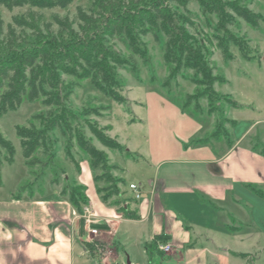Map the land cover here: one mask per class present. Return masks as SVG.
<instances>
[{
    "label": "trees",
    "instance_id": "trees-1",
    "mask_svg": "<svg viewBox=\"0 0 264 264\" xmlns=\"http://www.w3.org/2000/svg\"><path fill=\"white\" fill-rule=\"evenodd\" d=\"M73 1L0 0V7L10 11L25 6L29 8L27 13L15 18L14 24L5 26L4 20L0 18V116L16 110L24 99L30 102L42 99V104L47 109L34 116L40 120L41 127L37 129L32 124L31 127L16 128L25 164L32 167L41 162L34 155L47 147L49 132L59 130L63 136H68L69 140L74 136L79 147L89 156L92 170L101 171L94 179L97 183L104 182V186L98 187L102 199L108 202L111 197H117L114 203L124 210L126 200L121 203L119 185L125 184L126 181L123 178H114L111 171L117 168L116 165H110L106 153L87 137L85 122L68 105L70 95L74 91V83L68 82L65 76L78 80L89 79L106 97L125 105L127 97L122 92L118 69L129 68L131 73L137 74L136 57L144 62L148 58L143 37L151 35L161 46L163 59L168 66V75L163 81V86L172 90V81H176L183 70H192L193 75L189 81L196 86V91L185 95L182 109L201 115L204 113L202 101L205 100L207 113L217 117L213 132L199 142L205 143L209 139H225L229 142V132L224 123L228 122L235 127L237 121L227 117H223L225 119L221 121V109L218 106L220 102L236 109L246 106L216 90V84L227 83L228 79L216 73V67L206 58L205 45L197 40L189 29L193 22L172 6L175 2L187 8L189 0H95L94 7L89 11L79 7L75 20H70L68 16L54 15L56 30L52 28L53 22H43L42 17L34 10L66 9ZM196 1L206 15H214L218 20V29L224 34L219 42L224 60H233L234 55L230 52L232 44L247 56L246 44L240 42L229 26L234 25L240 18L258 30L264 23V15L255 12L243 3V0ZM112 41L121 42L131 56L126 57L116 50ZM91 114L84 112L82 115ZM89 128L106 147L119 151L127 150L98 125H90ZM3 150L12 156L15 148L0 130V184ZM71 160L75 162L74 158ZM29 186L30 183L21 186L16 198H20ZM252 189L264 199L263 190L257 187ZM85 191L86 186L83 184L67 185L61 194L68 198L78 212H82L83 205L88 203ZM94 226L104 227L100 224ZM82 229L84 230V221ZM166 239V235L160 234L145 243L150 259L155 254L164 256L158 249V242Z\"/></svg>",
    "mask_w": 264,
    "mask_h": 264
},
{
    "label": "rangeland",
    "instance_id": "rangeland-1",
    "mask_svg": "<svg viewBox=\"0 0 264 264\" xmlns=\"http://www.w3.org/2000/svg\"><path fill=\"white\" fill-rule=\"evenodd\" d=\"M243 3L264 15V0H243ZM94 4L95 0H74L66 9L34 10L42 17L43 22H53L52 28L56 30L54 15L68 16L70 20H75L79 7L89 11ZM172 6L178 13L184 14L193 22L189 29L195 38L205 45L206 58L216 67V73L228 79L227 83L216 84V90L246 106L243 109H236L225 102L218 104L221 109V121L225 119L223 117L238 121L235 127L228 122L224 123V127L229 132V138L231 139L232 135L234 137V133L237 136L248 131L254 147L264 150V23L257 30L238 18L234 25L229 26L230 31L239 38L240 42L246 44L247 56L251 59L232 44L230 52L234 58L226 62L219 48V42L224 34L218 29L217 18L214 15H206L196 0H189L187 8L175 2ZM28 11V6L15 8L12 11L0 7V18L7 26L10 23L14 24L16 17ZM75 27L77 28V25ZM143 40L147 46L148 58L144 62L136 57L137 74L131 73L129 68L118 69L122 92L127 97L125 105L106 97L89 79L78 80L72 76H65L68 82L74 83V91L70 95L68 105L85 122L87 137L97 148L106 153L110 165H116L117 168L111 171L114 178H123L128 183V187L131 181L142 185L148 184L154 174L151 165L153 151L158 147L159 141L165 142L166 139H171L170 133H179L187 119V116L182 115L183 99L186 94L196 91V86L189 81L193 75L192 70H183L177 80L172 81V90L165 88L163 81L168 75V66L163 59L161 46L151 35L144 36ZM112 44L124 56H131L121 42L112 41ZM202 106L203 114L206 115L208 106L205 100L202 101ZM46 109L42 99L34 102L24 99L16 110L0 116V130L15 148L12 156L2 151L3 184L0 186V198L11 193L17 194L21 186L29 183L30 186L23 192L26 196L31 193L41 194L52 188L59 189L61 192L67 185L81 184V180L86 177V172L93 176L101 173L99 170H92L90 158L79 147L76 138L72 136L69 140V137L63 136L59 130L49 132L47 147L40 149L34 155L41 162L32 167L25 164L16 128L17 126L31 127L32 124L37 129L40 128V120L35 119L34 116ZM84 112L92 114L83 116ZM189 115L194 117L192 114ZM214 117L216 121L217 117L215 115ZM90 125L101 127L107 135L117 140L127 150L119 151L103 145L92 134ZM182 132L183 129L181 134ZM178 140L183 146L189 143L187 139L178 138ZM72 158L75 160L74 163ZM97 184L100 187L104 186V182ZM119 188L121 190L123 186L119 185ZM257 188L264 191V185H259ZM259 198L254 197L253 201L246 204L244 214L249 216L246 222L238 224V231L216 235L217 247L223 248L222 250L227 249L226 253L221 252L223 257L221 264H264V199ZM121 200L123 203L126 199L122 197ZM79 213L84 218V211ZM90 234L94 237L97 235L91 231ZM211 238L202 235L198 238L194 237L193 242L211 247ZM131 247L133 248L134 245ZM110 248L111 244L108 247L98 246L96 253L100 256H109L115 252V249ZM132 251L141 261L139 251L134 249ZM235 253H246V255L238 256ZM214 262V258L209 260V264ZM111 263L116 264L114 258L111 259ZM121 264H126V261Z\"/></svg>",
    "mask_w": 264,
    "mask_h": 264
},
{
    "label": "crops",
    "instance_id": "crops-1",
    "mask_svg": "<svg viewBox=\"0 0 264 264\" xmlns=\"http://www.w3.org/2000/svg\"><path fill=\"white\" fill-rule=\"evenodd\" d=\"M182 115L187 116L182 134L170 133L171 139L159 141L152 153L154 174L148 184H121L124 210L114 203L117 197L102 199L88 172L81 178L88 197L84 206L92 211L88 221L59 189L0 198V264H112V258L116 264H209L211 258L221 264V252L227 249L217 247L215 237L236 232L238 224L246 222V204L259 198L252 188L264 185V150L254 147L248 131L234 133L229 142H199L213 132L214 115L191 110ZM178 138L189 143L183 146ZM130 184L138 186L140 198ZM91 228L98 229L96 237ZM160 234L167 236L163 242L173 250L150 259L145 243ZM202 235L212 237L211 247L193 242ZM109 244L114 253L104 257L96 253L98 246Z\"/></svg>",
    "mask_w": 264,
    "mask_h": 264
},
{
    "label": "built area",
    "instance_id": "built-area-1",
    "mask_svg": "<svg viewBox=\"0 0 264 264\" xmlns=\"http://www.w3.org/2000/svg\"><path fill=\"white\" fill-rule=\"evenodd\" d=\"M130 188L135 191L136 197L140 198L141 193L139 191V188L136 184H130ZM84 211V217H86V220L88 221L89 216L92 214L91 209L88 206L83 207ZM90 231L93 234H98V229L97 228H91ZM158 249L161 250L164 253H170L173 250V247L170 243L168 242H158Z\"/></svg>",
    "mask_w": 264,
    "mask_h": 264
}]
</instances>
